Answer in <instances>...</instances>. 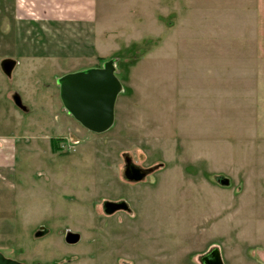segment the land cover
I'll return each instance as SVG.
<instances>
[{
	"label": "rangeland",
	"instance_id": "obj_1",
	"mask_svg": "<svg viewBox=\"0 0 264 264\" xmlns=\"http://www.w3.org/2000/svg\"><path fill=\"white\" fill-rule=\"evenodd\" d=\"M149 1L134 26L128 19L129 35L103 41L106 56L55 66L41 58L37 71L23 61L11 76L0 67L5 256L200 264L218 246L224 264H264V54L250 40L249 4ZM110 58L123 89L113 126L95 133L64 107L57 80L68 72L58 69ZM126 155L157 168L127 180ZM121 200L130 211L105 212V201ZM69 232L79 241L68 242Z\"/></svg>",
	"mask_w": 264,
	"mask_h": 264
},
{
	"label": "crops",
	"instance_id": "obj_2",
	"mask_svg": "<svg viewBox=\"0 0 264 264\" xmlns=\"http://www.w3.org/2000/svg\"><path fill=\"white\" fill-rule=\"evenodd\" d=\"M234 1L249 4L244 5V11L253 26L250 40L264 54V0ZM140 4H146V0H0V56L15 60L12 72L23 61L37 71L41 58L55 66L66 57L106 56L109 53L102 51L107 48L103 41L129 35L124 26L129 25L128 19L135 25ZM149 4H177V0H150ZM1 150L3 168L7 157L3 158Z\"/></svg>",
	"mask_w": 264,
	"mask_h": 264
},
{
	"label": "water",
	"instance_id": "obj_3",
	"mask_svg": "<svg viewBox=\"0 0 264 264\" xmlns=\"http://www.w3.org/2000/svg\"><path fill=\"white\" fill-rule=\"evenodd\" d=\"M115 61V58H110L102 66L68 72L57 80L60 87V97L68 113L73 115L88 130L95 133L109 130L115 121L116 101L123 89L122 82L116 73ZM14 66L15 60L12 58H5L1 62V67L7 75H11ZM15 98L18 99V104L22 106L17 94ZM155 168L157 166L143 169L141 172L137 171L135 178L140 180ZM117 209L130 210L125 200L104 202L106 213L109 214ZM41 233V230L37 232V234ZM79 239L78 233L69 232L66 235V240L71 243L77 242ZM199 262L200 264H224L218 246H213L206 253L200 255ZM0 264L24 263L9 258L0 251Z\"/></svg>",
	"mask_w": 264,
	"mask_h": 264
},
{
	"label": "flooded vegetation",
	"instance_id": "obj_4",
	"mask_svg": "<svg viewBox=\"0 0 264 264\" xmlns=\"http://www.w3.org/2000/svg\"><path fill=\"white\" fill-rule=\"evenodd\" d=\"M0 66H1V62H0ZM23 106V105H22ZM125 169H124V176H125V178L127 179V180H135V181H142V180H144L146 177H147V175H149L150 174V172H152V171H150V172H148L142 179H140V180H138V179H136L135 178V175H136V172L137 171H139V172H141V171H143V169H148V168H150V167H148V168H143V167H141V166H139V165H137V164H135L134 162H133V160H132V158H131V156L130 155H126L125 156ZM153 167V166H152ZM115 202V201H114ZM117 202V201H116ZM118 211H130V210H128V209H117V210H115V211H113V212H111V213H109V214H112V213H115V212H118Z\"/></svg>",
	"mask_w": 264,
	"mask_h": 264
}]
</instances>
